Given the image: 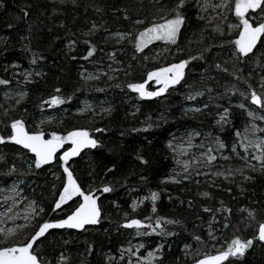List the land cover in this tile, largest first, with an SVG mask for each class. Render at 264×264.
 <instances>
[{"label":"trees","instance_id":"16d2710c","mask_svg":"<svg viewBox=\"0 0 264 264\" xmlns=\"http://www.w3.org/2000/svg\"><path fill=\"white\" fill-rule=\"evenodd\" d=\"M174 3L175 0H0V78L10 81L8 86L0 85V121H3L0 134H5L4 124L11 118L21 117L29 130H37L36 126L40 125L45 133L64 134L79 127L106 130L92 132L100 147L85 149L69 162L85 191L89 187L102 189L104 184L113 187L109 193L95 192L103 218L99 224L88 225L85 229L49 230L50 234L37 249H43V258L51 264H56L61 253L68 257L67 264H128L129 253L125 251L122 258L121 250L127 249L130 243L133 246L144 244L140 254L163 245L162 264H190L192 259L185 255L184 245L192 244L193 249L200 247L193 235H200L205 241L210 239L208 229L213 215L217 249L226 246L235 235L251 238L255 234L258 225L253 222L248 227V214L241 209H254L256 220H264V173L246 170V174L253 177L247 181L239 173L228 179L214 175L217 171L243 164L232 151L233 144L239 139L235 133L243 132L250 122L239 105L256 106L241 93L248 91L246 80L259 91L264 58L256 63V57L251 54L248 59L242 57L240 60L231 55L234 46L229 42L238 37V32H229L226 23L221 25L225 29L223 35L213 31L221 20L215 18L216 13L211 10L205 14V20L198 19L196 0H189L185 9L187 19L177 45L154 41L142 53H135L132 44L127 40L117 43L118 38L113 35L142 30L153 18H159L161 8L171 7ZM125 14L129 19L124 18ZM225 14L228 23H238L234 12L225 10ZM207 18H213L212 22L209 23ZM136 20L145 23L136 25ZM93 24L97 26L96 30L86 35ZM69 41L75 42L71 48ZM25 45L29 50H25ZM90 46H94L95 51L85 59ZM260 50L261 42L258 41L254 49L257 57ZM33 53L40 57L36 64H31ZM113 54L115 60L111 58ZM134 55L135 60L132 59ZM180 60H189L185 78L164 95L141 99L127 87L128 83L143 82L142 77L147 79V71ZM125 71L129 74L125 75ZM25 72L32 73L31 82H25ZM37 72L41 75H35ZM89 75L94 78L87 79ZM148 86L154 88L156 84L149 81ZM56 88L61 89L65 103L41 106ZM19 91L28 94L17 105ZM197 91L202 95L196 96ZM5 93H9L7 98ZM189 95L195 98L188 99ZM86 105L90 108L82 112ZM6 108L14 109L8 117L3 115ZM105 108L111 111L104 112ZM225 108L230 112L229 123L221 128L216 121ZM254 123L264 128V121ZM189 134H193L192 147L187 145L192 155H180L174 148L180 139L188 143ZM216 137L226 147L213 152L217 159L212 165L194 160L209 145L216 148ZM237 152L244 154L239 147ZM137 154L148 163L142 164L136 158ZM0 156L4 157L0 160V182L4 185L15 183L26 200L35 201L45 209L44 219L65 218L75 208L77 201L74 198L53 212L57 189L61 188L64 179L58 158L42 169H29L32 154L11 142L0 144ZM178 160H183L182 164H177ZM185 161L190 164L189 179H183ZM13 165L16 171L5 175ZM113 165L114 171L107 172ZM197 170L204 174L196 175ZM173 177L180 182H174ZM152 191L159 193L155 214L151 199H144L150 197ZM204 192L209 195H201ZM133 200L142 201L135 212L131 209ZM222 206L231 212L216 211ZM205 208L212 211L205 212ZM125 213L142 220L160 215L181 223L166 226L167 231L176 233L174 236L137 237L135 229L120 227L125 222ZM225 218L231 227H223ZM30 231L31 228L22 231L19 239H26ZM201 251L214 252L211 243ZM233 264H264V246L254 242L245 256L234 259Z\"/></svg>","mask_w":264,"mask_h":264},{"label":"snow or ice","instance_id":"6c2138e0","mask_svg":"<svg viewBox=\"0 0 264 264\" xmlns=\"http://www.w3.org/2000/svg\"><path fill=\"white\" fill-rule=\"evenodd\" d=\"M189 0H175V3L171 7L161 8L159 18H153L150 25L143 27L142 30L137 32H116L115 35L117 43L127 40L133 45L135 53H142L148 45L152 44L154 41H164L165 44L177 45L179 36L181 34L182 26H184L187 17L185 16V9L187 8ZM2 6V5H0ZM197 6V18L200 20H205V14L211 10L216 13L215 18H219L221 23L213 27V31L219 32L221 35L224 34V25L226 23L227 30L232 32L233 30L238 31V37L229 43L234 46L231 55L235 56L237 60L242 57L248 59L250 54L252 57H256L255 62L259 63L260 58H264V0H219L218 3L214 0H196ZM225 10L229 12H234V16L238 23H228V16L225 14ZM251 10V12H250ZM27 16L28 13L24 12ZM125 19H129L127 14H125ZM208 22L211 23L213 18H207ZM145 22L143 20H136V25H143ZM11 27V25H9ZM96 25L93 24L92 29L89 30L88 34L94 33L96 30ZM23 39V37H22ZM107 39V38H106ZM261 42L260 56L257 57V53L254 49L257 48V42ZM75 42L69 41V47L71 48ZM85 43L89 41L85 40ZM25 50H29L27 45H25ZM179 50V49H178ZM95 51L94 46H90L88 54L85 59L93 55ZM40 58L36 53H33V58L31 64H36L37 59ZM115 60L114 54L111 56ZM133 60L137 59L134 55ZM148 59V57H144ZM191 60L197 59V57H190ZM189 64V60H180L178 63H170L166 66H161L153 70L147 71V79H143V82L138 83H128L127 87L131 89L132 92L137 93L141 99H152L155 97H160L167 93L170 88L175 85L180 84L185 78V68ZM17 65H13L16 67ZM111 67V66H110ZM131 67V66H129ZM219 67V65H217ZM7 70V69H6ZM112 71H120V69H113ZM226 71V69H225ZM129 72L125 71V75ZM32 73L25 72L23 74L25 82H31L30 77ZM35 75L39 76L41 73L37 72ZM91 75L87 79H93ZM99 78V77H95ZM251 74L249 75V79ZM109 79H113L109 76ZM149 81H155L158 85L157 89L154 91H149L146 85ZM248 86V91L241 93L246 99L250 98L251 105H255L256 108L251 106H246L245 103H241L239 107L246 111L247 116L250 118V122L244 127L243 132L237 131L235 135L239 138L238 142L233 144L232 151L236 153L240 160L243 161L242 166L236 168H228L224 171H217L214 175H223L225 179L233 177L235 174L243 178V180H251L252 176L246 174V170L251 172L260 171L264 173V128L259 127L254 121L261 120L264 121V75L260 77L259 81V91L252 86L248 80L245 81ZM0 85L8 86L10 81L8 79L0 78ZM211 91V89H209ZM61 89H54V94L51 95L47 100L41 102V106L54 107L65 103L64 98L60 95ZM27 92L19 91L17 93L18 99L16 104L20 102L27 96ZM196 96L202 95V92L197 91ZM6 98L9 93H5ZM192 95L188 96V99H194ZM70 99V98H69ZM90 108V105H86L81 111H86ZM14 111L13 108L4 109V117H8L9 112ZM104 112H110V108L103 109ZM194 111H200V109H194ZM230 115L229 109L225 108L222 113H219V118L216 123L223 128V126L229 123L228 117ZM52 118H49L51 120ZM3 121H0L2 124ZM43 123V121L41 122ZM151 127V125H149ZM37 130H29L26 127V121L23 117L21 118H11L9 123L4 124V133L0 134V144L6 142H11L15 145L21 146L26 149L28 153L32 154L31 162L29 163V169L33 167L35 169H42L45 165H50L53 162L59 161V166L63 170L64 179L61 181V188L57 189L58 197L55 198L53 212L62 209L63 205H66L69 201L76 199L77 203L75 208L66 215L65 218L49 220L44 219L42 214L45 209L37 204L35 201H31L28 208L25 210L24 219L27 222L24 225H17L15 229L13 228H0V264H51V261H46L42 256L43 249H37V245H42L43 241L47 238V234H50L51 229H85L88 225H97L103 218V213L101 206L98 204V198L95 192L102 190L103 193H109L113 191V187L110 184H104L102 189H93L89 187L87 191L83 189L82 183L78 182V178L74 175L73 170L70 168L69 162L73 157L79 156L85 149H96L100 147V142L94 138L92 132L102 133L106 131L105 129L95 128L89 130L88 128L79 127L73 128L66 132V134H60L57 131H51L45 133V131L40 129V125L36 126ZM146 130V129H145ZM259 133V135H258ZM194 135H199L195 133ZM192 136H188V147H192ZM216 148L214 149L209 145L206 151L201 152L199 158L203 160L205 165L210 166L217 159V156L213 154L214 151L223 150L226 145L216 137L214 140ZM66 145H70L66 148ZM169 146L172 147V142H169ZM204 148V144L200 145ZM244 150L243 155H239L237 148ZM251 150V151H250ZM62 153V154H61ZM142 164H147L148 161L140 154L136 157ZM225 160L229 159L224 157ZM0 160H4L3 156H0ZM252 161H256L255 164ZM6 162V161H5ZM115 169L113 167L108 168L107 172H112ZM190 164L185 161L184 172L185 175L183 179H189L191 173L189 171ZM16 171L15 165L9 169V175ZM199 170L196 171V175H202ZM55 175V173H54ZM91 175V174H90ZM179 175V174H177ZM59 178V177H58ZM141 179H145L141 177ZM174 182L179 183L180 180H176L174 177ZM55 188V185L53 186ZM9 192L18 195L17 185L14 183L12 187L8 190ZM201 195L207 197L209 193L204 192ZM151 199L152 201V213H157L156 201L159 199V193L152 191L150 197H145L144 199ZM12 199L13 204L18 203L13 197H5V200ZM142 201L133 200L131 204V209L133 212L137 210L138 204ZM189 207H191V202H189ZM12 207H8L7 212H11ZM205 212H211V209L205 208ZM216 211H227L231 212V209L224 208L217 209ZM242 212H247L246 219L249 220L248 227L252 226L254 222L258 227L255 230V234L251 238H243L239 235H235L234 238L227 242L226 246H221L220 248H215V244L218 243V238L215 236L214 224L215 215H213L212 221L209 222L208 236L209 240L205 241L200 235H193V240L196 247L193 249L192 244H185L183 251L186 256L191 257L192 264H233L234 259L243 258L246 252L253 247L254 242L260 243L264 246V220H256V211L254 209H241ZM125 222L120 225V227L125 229H135V235L137 237H149L153 234L159 236H174L176 233L166 230L167 225H175L181 223L179 220L170 219L164 216L155 215L147 216L142 219L131 218L128 213H125ZM9 219H14L9 216ZM224 228L231 227V224L225 218L223 224ZM31 228L28 232L26 239H19L22 231ZM239 231V229H237ZM130 243V242H129ZM212 244V248L215 254H211L208 251H201V248H206L208 244ZM133 247L136 249L133 251ZM144 247V244H137L132 246L130 243L129 248L121 250V257L123 258V253L127 251L130 256H137V252ZM163 245H157L155 249L148 251L146 256H137L136 264H162L163 258ZM89 251H91V245H89ZM233 258V259H230ZM68 257L63 253L59 255L56 260V264H67ZM128 264H133L132 260L129 259Z\"/></svg>","mask_w":264,"mask_h":264},{"label":"rangeland","instance_id":"374dc122","mask_svg":"<svg viewBox=\"0 0 264 264\" xmlns=\"http://www.w3.org/2000/svg\"><path fill=\"white\" fill-rule=\"evenodd\" d=\"M168 64H170V63H168ZM150 82L152 84H156L155 81H150ZM146 87L148 88L149 91H154V90L157 89L158 85H156L154 88H149L148 85H146ZM64 134H66V133H64ZM187 145H188V143H185V141L180 139V143H178L175 146L174 150L177 153H179L180 155L184 154V153L186 155H192L191 153L188 152L189 150L187 148ZM69 146L70 145L66 146L65 150ZM183 160H178L176 162H177V164L178 163L182 164ZM182 172H183V170L182 171H177V173H182ZM13 184L14 183H12V182H8L7 185H4L3 183L0 182V228H5V229L13 228V229H15L17 225H24V224L27 223L25 221V219H24V215H25V210L28 208V205H29L30 201L26 200V198L23 195V193H21V191H19L18 189H17L18 190V195L9 192L8 190L12 187ZM9 196H11L15 200H17L18 203L13 204L12 199H8L6 201L5 197H9ZM10 206L12 207V211L9 213V212H7V209ZM9 216L13 217L14 219H9L8 218ZM128 248H129V246H128ZM135 250L136 249L133 247V251H135ZM147 253L148 252H146L145 254H140V253L137 252V256H146ZM137 256H130V254H129L128 261H129V259H131L133 264H136Z\"/></svg>","mask_w":264,"mask_h":264},{"label":"water","instance_id":"95a60500","mask_svg":"<svg viewBox=\"0 0 264 264\" xmlns=\"http://www.w3.org/2000/svg\"><path fill=\"white\" fill-rule=\"evenodd\" d=\"M17 146H19V145H17ZM21 147V146H20ZM22 148V147H21ZM23 149V148H22ZM211 254H215V252H213V253H211ZM190 264H192V262L190 263Z\"/></svg>","mask_w":264,"mask_h":264}]
</instances>
